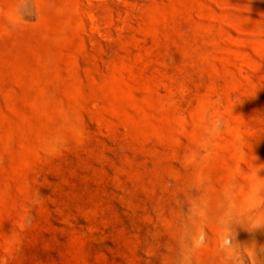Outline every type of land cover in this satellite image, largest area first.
<instances>
[{"label":"rangeland","instance_id":"rangeland-1","mask_svg":"<svg viewBox=\"0 0 264 264\" xmlns=\"http://www.w3.org/2000/svg\"><path fill=\"white\" fill-rule=\"evenodd\" d=\"M264 0H0V264H264Z\"/></svg>","mask_w":264,"mask_h":264},{"label":"bare ground","instance_id":"bare-ground-1","mask_svg":"<svg viewBox=\"0 0 264 264\" xmlns=\"http://www.w3.org/2000/svg\"><path fill=\"white\" fill-rule=\"evenodd\" d=\"M259 231H260V233H261V234H263V235H264V230H259Z\"/></svg>","mask_w":264,"mask_h":264}]
</instances>
